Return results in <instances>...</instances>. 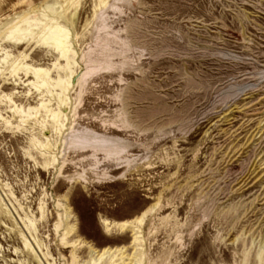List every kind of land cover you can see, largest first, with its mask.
I'll return each mask as SVG.
<instances>
[{
    "label": "rangeland",
    "instance_id": "374dc122",
    "mask_svg": "<svg viewBox=\"0 0 264 264\" xmlns=\"http://www.w3.org/2000/svg\"><path fill=\"white\" fill-rule=\"evenodd\" d=\"M0 264H264V0H0Z\"/></svg>",
    "mask_w": 264,
    "mask_h": 264
},
{
    "label": "bare ground",
    "instance_id": "6f19581e",
    "mask_svg": "<svg viewBox=\"0 0 264 264\" xmlns=\"http://www.w3.org/2000/svg\"><path fill=\"white\" fill-rule=\"evenodd\" d=\"M124 224V223H123ZM121 224L122 226L121 227H125V225ZM126 224V223H125ZM127 227V226H126Z\"/></svg>",
    "mask_w": 264,
    "mask_h": 264
}]
</instances>
